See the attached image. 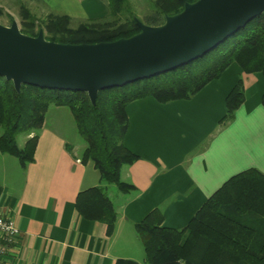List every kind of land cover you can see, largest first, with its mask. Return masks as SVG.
I'll list each match as a JSON object with an SVG mask.
<instances>
[{"label": "crops", "instance_id": "0c3cea01", "mask_svg": "<svg viewBox=\"0 0 264 264\" xmlns=\"http://www.w3.org/2000/svg\"><path fill=\"white\" fill-rule=\"evenodd\" d=\"M10 1L35 6L45 16L111 17L108 0ZM240 79L245 101L221 125L227 97ZM263 95V74L244 73L233 63L191 99L131 102L125 145L139 159L123 168L121 178L135 189L107 188L118 208L112 236L105 223L87 220L76 209L82 190L104 183L93 163L82 161L86 144L70 108L52 106L32 163L23 167L0 152V210L15 216L21 230L8 264L145 263L135 226L149 213L158 209L164 226L183 229L232 176L250 168L264 173Z\"/></svg>", "mask_w": 264, "mask_h": 264}, {"label": "trees", "instance_id": "16d2710c", "mask_svg": "<svg viewBox=\"0 0 264 264\" xmlns=\"http://www.w3.org/2000/svg\"><path fill=\"white\" fill-rule=\"evenodd\" d=\"M195 1L154 0L153 12L140 18L128 11V0H108L110 18L85 20L74 27L71 17L51 14L37 25L38 32L35 19L21 30L31 36L45 30L48 40L60 43L113 42L139 33L137 20L159 26L166 16L181 12L186 3ZM25 17L31 14L25 11ZM214 54L221 55L220 59L202 70L200 63ZM233 63L244 73L261 72L264 76V14L205 57L164 74L100 91L95 104L82 91L30 84L17 91L12 80L0 75V152L17 158L26 167L35 159L48 110L52 106L70 108L86 144L82 161L92 162L104 183L82 190L76 209L87 220L105 223L112 236L118 208L107 188L113 185L123 193L134 190V185L122 180L121 173L139 159L125 145L128 105L148 97L161 103L191 99ZM244 101V83L240 79L227 97V114L220 124L231 121ZM262 102L264 105V95ZM21 134L28 137L23 147L18 142ZM163 222V213L156 209L136 224L146 254L142 264H264V173L250 168L232 176L183 229L166 227ZM118 264L141 263L120 260Z\"/></svg>", "mask_w": 264, "mask_h": 264}, {"label": "water", "instance_id": "95a60500", "mask_svg": "<svg viewBox=\"0 0 264 264\" xmlns=\"http://www.w3.org/2000/svg\"><path fill=\"white\" fill-rule=\"evenodd\" d=\"M262 14L264 0H197L159 26L137 20L139 33L95 44L50 41L44 30L31 36L15 20L0 23V75L17 91L24 84L82 91L95 104L100 91L205 57Z\"/></svg>", "mask_w": 264, "mask_h": 264}, {"label": "rangeland", "instance_id": "374dc122", "mask_svg": "<svg viewBox=\"0 0 264 264\" xmlns=\"http://www.w3.org/2000/svg\"><path fill=\"white\" fill-rule=\"evenodd\" d=\"M154 0H128V11L134 14H137L140 18H145L146 15H149L154 10ZM25 11H28L29 14H31V17H25ZM49 15L45 16V13H42L40 9H37L35 6H29L22 5V7L19 5V3H16L14 1L10 0H0V23L10 26L12 22L15 20L20 29L25 28L33 19H35L36 24L35 28L38 32V26L40 22H43L44 19H46ZM80 20H74L73 25L74 27H77L80 23ZM44 34L46 35V31L44 30ZM221 55L214 54L211 56H208L206 59H204L200 63V68L203 70L205 68L211 67L217 60H219ZM199 69V70H201ZM76 134L84 141V139L81 137L80 133L76 129ZM3 133L2 128H0V135ZM26 140V136L21 134L18 137V142L21 147L24 146V142ZM85 142V141H84Z\"/></svg>", "mask_w": 264, "mask_h": 264}, {"label": "built area", "instance_id": "2783aa9c", "mask_svg": "<svg viewBox=\"0 0 264 264\" xmlns=\"http://www.w3.org/2000/svg\"><path fill=\"white\" fill-rule=\"evenodd\" d=\"M21 230L17 218L0 210V264H8L9 257L16 248Z\"/></svg>", "mask_w": 264, "mask_h": 264}]
</instances>
